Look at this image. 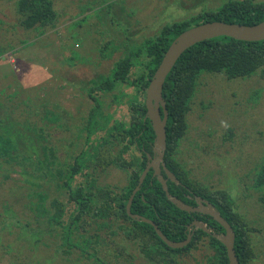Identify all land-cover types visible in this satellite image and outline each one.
<instances>
[{"label":"trees","instance_id":"obj_1","mask_svg":"<svg viewBox=\"0 0 264 264\" xmlns=\"http://www.w3.org/2000/svg\"><path fill=\"white\" fill-rule=\"evenodd\" d=\"M14 1L22 28L34 30L39 37L53 36L61 56L68 59L69 67L89 65L80 61L83 55L73 52L75 47L69 48L66 44L67 29L80 27L70 23L67 29L63 28L59 19L66 11L56 9L57 0ZM96 1L102 9L114 6L119 0H86L87 6H93L91 2ZM161 1L170 3L173 0ZM178 2L186 5V0ZM219 6L189 20L168 23L154 39L143 42L139 48L132 47V39L125 35L129 28L123 21L117 20L116 29L125 35L124 43L120 46L115 40L114 52L108 53L111 42L106 40L99 48L103 58L89 65L92 71L79 80L78 86L83 92L81 97H86L90 104L86 110H79L80 125L74 135L62 122L61 113L67 111L59 106L47 108L43 116L55 126L54 136L44 130L46 127L23 124L14 125L13 129L7 126V130H11L5 135L0 133V264H40L42 260L25 254V249L28 244L39 243L55 233L68 248V255L70 251L80 250L73 259L76 263L85 259L91 264H194L193 261L184 260L182 263L181 259L174 258L176 255L184 257L192 249L199 250L207 245V249L212 248L214 253L207 257L206 264H229L225 245L212 235L198 230L188 246L172 249L157 235L152 225L132 219L126 209L147 162L146 152L139 149L140 144L144 142V149L152 153L155 137L150 119L146 118V91L171 43L182 32L207 22L251 26L264 21V1L225 0ZM77 8L79 13L73 17L83 13L78 4ZM83 11L92 13V9L88 8ZM117 15L120 18L118 11ZM3 24L0 20V27ZM94 26L86 32L91 36L95 33L94 37L103 35ZM62 29H65L63 34ZM11 30L15 33L13 27ZM51 30L52 35L48 33ZM6 32L7 36L0 37V59H4L2 55L7 53L5 51L14 48L9 42L12 33ZM132 33L138 34L140 30ZM74 34L77 41L81 33L74 30ZM20 41L25 43L22 39ZM122 51V55L117 54ZM206 75H224L229 81L257 76L262 84L261 89H254V99L259 100L264 94V40L251 42L221 36L197 43L178 59L163 87L168 111L165 162L184 185L168 182L170 193L191 206L195 200L188 195L210 201L233 227L239 264H248L256 254L251 237L256 236L257 240L258 229L250 226L235 209L234 201L225 190L210 189L188 180L187 171L175 157L189 129L186 116L191 110L199 83ZM42 104L40 106L47 105ZM117 107L126 108L130 123L115 118L109 111ZM18 131L20 137L14 142L13 132ZM24 132L31 138H27ZM69 132L72 135L68 137ZM116 143L121 148L115 152ZM130 147L139 150L142 157L133 156L127 160ZM10 161L14 162L13 169L17 167L15 172L22 178L6 173V164ZM118 166L134 169L130 182L121 188L109 187L104 184L102 176L114 167L119 169ZM256 188L263 191L259 201L264 204V165L258 174ZM131 212L154 221L175 242L187 239L186 225L193 220L192 215L167 199L162 185L158 180H152L151 173L135 195ZM200 219L224 233V228L210 216ZM110 229L109 237L103 231ZM124 243L133 245L136 254L130 252Z\"/></svg>","mask_w":264,"mask_h":264},{"label":"rangeland","instance_id":"obj_2","mask_svg":"<svg viewBox=\"0 0 264 264\" xmlns=\"http://www.w3.org/2000/svg\"><path fill=\"white\" fill-rule=\"evenodd\" d=\"M13 1L0 0V20L4 23L0 27V37L7 36L6 31H10L12 35L9 36V42L11 41V47H14L13 50L5 51L7 53L2 55L4 59H0V133L6 134L10 131L7 126L13 129L14 125L23 124L35 128L46 127L44 130L52 136L55 135V126L43 116L47 108L54 106L67 111L65 115L61 113L62 122L69 127L68 130H71L73 135L77 132L80 125L79 110H86L90 104L86 97H81L83 92L78 86L79 80L92 71L89 65L103 58L99 48L106 40L111 42L108 53L114 52L115 40L120 46L124 43L125 35L132 39V47L139 48L143 42L154 39L163 26L169 25L168 23L189 20L200 13L203 14L207 9L219 5L221 7L225 3V0H186L184 5L178 2L179 0L170 3L161 0H119L114 6L101 9L97 5L100 4L99 1L91 2L93 6H87L86 0H57L56 9L66 11L59 19L63 28L67 29L70 23L71 26L76 24L80 27L67 29V46L75 47L72 48L73 52L83 55L80 61L89 63L87 67L81 64L69 67L68 59L61 56V50L57 49L59 47L53 36L39 37L34 30L27 31L19 25L17 3ZM77 4L83 13L73 17L78 12ZM86 8L92 9V13L83 11ZM149 15L150 17H146ZM129 19L131 20L127 24ZM117 20L127 25V34L123 35L116 29ZM93 25H96L94 28L99 29L97 32L103 35L94 37L95 33L91 36L86 32ZM12 27L15 33L12 32ZM65 29H62V34ZM74 30L81 33L77 41ZM136 30H140V33H132ZM48 33L52 35V30ZM20 39L25 43L21 44ZM9 48L10 46L7 47ZM117 54L122 55L123 51ZM99 74L101 73L97 75ZM261 84L257 76L229 81L224 75H206L201 79L191 103V110L186 116L189 123L188 132L175 156L187 171L188 180L210 189L225 190L234 201L235 209L244 216L250 226L258 229L257 240L256 236L251 237L256 254L248 264H264V204L259 201L263 191L256 188L258 174L264 165V94L259 100L256 97L254 99V89H261ZM42 103L47 105L40 106ZM109 111L115 118L130 123L131 118L125 107L111 108ZM229 133H233V136H229ZM24 134L27 137L25 132ZM67 135L69 137L72 133ZM5 137L9 138L8 135ZM18 137L20 131L13 132L14 142ZM133 147H130L126 154L127 160L133 156L142 157L140 151ZM120 148L119 144L114 145L115 152ZM13 164V161L6 164V173L22 178L15 172L18 168L13 169ZM118 168L114 167L102 176L104 184L118 188L128 185L134 169H122L120 166ZM140 179L141 177L139 181ZM111 231L110 229L103 232L108 233L110 237ZM57 235L58 233L49 234L39 243L28 244L25 254L39 258L42 260L40 264H91L85 259L76 263L73 259L80 250L70 251L68 255V248L64 246V242L61 243ZM260 236L263 238L260 239ZM124 244L130 252L135 253L133 245ZM207 248V245H204L199 250L192 249L184 257L176 255L174 259H181L182 263L189 260L194 264H206L207 257L214 253L212 248ZM207 251L209 254H206Z\"/></svg>","mask_w":264,"mask_h":264},{"label":"water","instance_id":"obj_3","mask_svg":"<svg viewBox=\"0 0 264 264\" xmlns=\"http://www.w3.org/2000/svg\"><path fill=\"white\" fill-rule=\"evenodd\" d=\"M221 36H227L241 41H262L264 40V21L251 26L212 21L189 28L188 30L182 32L171 43L168 50L164 54L162 62L151 79L146 91V118L150 119L153 131L155 133L154 142L152 145V153L154 156L148 154L150 163L141 176L139 186L135 189L129 199L127 212L132 219L152 225L157 235L172 249H181L188 246L192 240L194 232L189 234L187 239L184 241H172L161 231L154 221L142 215L132 213L131 205L133 203L135 194L140 190V185L145 180L151 167L155 170L156 174L160 175L161 172L164 171L169 180L178 185L182 184L176 175L168 169L165 162V154L167 150L168 111L166 100L163 97L164 83L168 74L175 67L176 62L185 51L197 43ZM159 181L163 187L167 199L177 208L186 212H202L213 218L224 228V233L216 232L214 228L209 227L206 223L201 221H195L190 226H196L200 230L221 241L227 249L229 264H239V260L235 252V232L233 227L221 215L218 209L210 201L202 197L197 198L198 207H193L169 192L167 179L159 176Z\"/></svg>","mask_w":264,"mask_h":264},{"label":"flooded vegetation","instance_id":"obj_4","mask_svg":"<svg viewBox=\"0 0 264 264\" xmlns=\"http://www.w3.org/2000/svg\"><path fill=\"white\" fill-rule=\"evenodd\" d=\"M140 146H141V148L139 147V149H140V151H143V152H146V158H147V162H146V164L144 165V168H143V172L141 173V175L144 173V171L147 169V167H148V165H149V163H150V159H149V157H148V154H150V155H152V156H154V154L153 153H150L148 150H146V149H144V142H142L141 144H140ZM169 169V168H168ZM170 170V169H169ZM173 172V171H172ZM149 173H151V175H152V180L153 179H156V180H158L159 181V176H162L163 178H165V179H167V184H168V182H172L171 180H169L168 179V177L166 176V174H165V172L164 171H162L161 172V174L159 175V174H156L155 173V170L151 167L150 169H149V171H148V173H147V176H148V174ZM174 173V172H173ZM175 174V173H174ZM176 175V174H175ZM147 176H146V178H147ZM141 177V176H140ZM176 177H177V175H176ZM146 178H145V180H146ZM178 178V177H177ZM179 179V178H178ZM144 180V181H145ZM180 180V179H179ZM144 181H143V183L140 185V188H141V186L144 184ZM181 181V180H180ZM159 183H160V181H159ZM173 184H175L174 182H172ZM182 183V182H181ZM139 184H140V181H139ZM161 184V183H160ZM175 185H177V186H184L183 184H181V185H178V184H175ZM139 186V185H138ZM138 186H136V188L138 187ZM135 188V189H136ZM163 188V187H162ZM135 189L133 190V192L135 191ZM168 189H169V187H168ZM187 189H188V191L189 192H191V190L187 187ZM132 192V193H133ZM169 192H170V190H169ZM137 193H138V191H137ZM136 193V194H137ZM135 194V195H136ZM132 195V194H131ZM173 195V194H172ZM175 196V195H174ZM131 197V196H130ZM188 198H190V199H194L195 201V204L193 205V207H198V200H197V198H199L200 196H190V195H188L187 196ZM180 199V198H179ZM134 200V199H133ZM185 202V201H184ZM186 203V202H185ZM128 213V212H127ZM190 215H192V217H193V220L189 223V224H187L186 225V232H187V234L189 235V234H191L192 232H194V234H193V236L195 235V233L198 231V230H200L199 228H197L196 226H193V227H190L195 221H201V222H204V223H206L203 219H200V218H206V216H208V215H206V214H204V213H202V212H188ZM200 217V218H199ZM207 225H208V223H206ZM209 226V225H208ZM210 227V226H209ZM213 228V227H212ZM215 229V228H214ZM216 230V229H215ZM216 232H219V231H217L216 230Z\"/></svg>","mask_w":264,"mask_h":264}]
</instances>
